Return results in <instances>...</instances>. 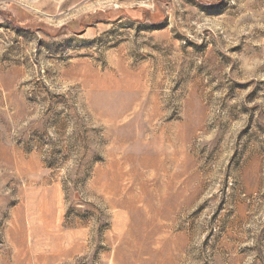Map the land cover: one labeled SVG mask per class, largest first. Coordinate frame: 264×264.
Instances as JSON below:
<instances>
[{"label":"rangeland","instance_id":"1","mask_svg":"<svg viewBox=\"0 0 264 264\" xmlns=\"http://www.w3.org/2000/svg\"><path fill=\"white\" fill-rule=\"evenodd\" d=\"M0 264H264V0H0Z\"/></svg>","mask_w":264,"mask_h":264}]
</instances>
